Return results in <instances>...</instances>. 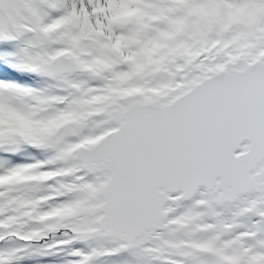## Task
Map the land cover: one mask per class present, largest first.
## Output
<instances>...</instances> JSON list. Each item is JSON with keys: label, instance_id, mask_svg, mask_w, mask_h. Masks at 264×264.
Wrapping results in <instances>:
<instances>
[{"label": "snow or ice", "instance_id": "obj_1", "mask_svg": "<svg viewBox=\"0 0 264 264\" xmlns=\"http://www.w3.org/2000/svg\"><path fill=\"white\" fill-rule=\"evenodd\" d=\"M0 264H264V0H0Z\"/></svg>", "mask_w": 264, "mask_h": 264}]
</instances>
